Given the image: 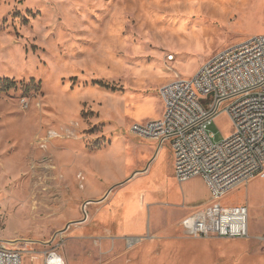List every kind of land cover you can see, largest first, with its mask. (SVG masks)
<instances>
[{"label": "rangeland", "instance_id": "rangeland-1", "mask_svg": "<svg viewBox=\"0 0 264 264\" xmlns=\"http://www.w3.org/2000/svg\"><path fill=\"white\" fill-rule=\"evenodd\" d=\"M254 34L264 0H0V237L21 264H264V178L222 198L247 204L248 237L186 236L200 177L176 180L168 141L147 165L156 142L131 132L162 84Z\"/></svg>", "mask_w": 264, "mask_h": 264}, {"label": "built area", "instance_id": "built-area-1", "mask_svg": "<svg viewBox=\"0 0 264 264\" xmlns=\"http://www.w3.org/2000/svg\"><path fill=\"white\" fill-rule=\"evenodd\" d=\"M162 114L135 122L131 132L161 146L169 142L178 182L200 177L210 202L181 220L189 237L249 236L247 204L222 198L255 176L264 178V34L251 35L211 54L193 76H178L159 88ZM225 113L232 131L214 141L209 130ZM27 245L35 242L27 240ZM42 264H65L56 249L42 253ZM0 264H21L19 250L0 237Z\"/></svg>", "mask_w": 264, "mask_h": 264}, {"label": "crops", "instance_id": "crops-1", "mask_svg": "<svg viewBox=\"0 0 264 264\" xmlns=\"http://www.w3.org/2000/svg\"><path fill=\"white\" fill-rule=\"evenodd\" d=\"M161 100V99H160ZM151 110V111H150ZM141 113H143V114H141ZM141 114V115H140ZM161 114H162V102H161V104H160V107H159V110H157V111H153L152 110V106H151V104H150V102H149V104H147V105H145V106H143V107H141V109L139 110V112H138V116H135V118H136V122H143V121H146V120H150V119H155V118H158V117H160L161 116ZM145 116H147V117H145ZM156 146H157V143L155 144L154 143V146H151L152 148H151V150L149 151L150 152V154H151V158L149 159V161H148V163H147V165H149V162H151L152 161V158L153 157H155V155H156V152H157V150H156ZM172 162H173V159H172ZM172 174H173V163H172ZM173 176H174V174H173ZM200 180H201V183H202V186H203V188H204V190H205V192H206V197H208V198H210V195H209V191H208V189H207V187H206V185H205V183L203 182V180L201 179V178H199ZM249 182V181H248ZM206 201V200H205ZM210 202V200H208V202H205V203H203V204H200V206H198L197 208H199V207H202V206H204V205H206V204H208ZM196 208V209H197ZM193 211H191V212H189L187 215H189L190 213H192ZM187 215H185V216H187ZM184 216V217H185ZM183 217V218H184ZM158 217L157 216H153L152 217V222H154V221H156V219H157ZM182 218V219H183ZM164 220L163 221H165L166 220V218H163ZM181 219V220H182ZM179 227L181 228V221H179ZM181 230H182V228H181ZM183 232V231H182ZM31 259H36V258H31Z\"/></svg>", "mask_w": 264, "mask_h": 264}, {"label": "bare ground", "instance_id": "bare-ground-1", "mask_svg": "<svg viewBox=\"0 0 264 264\" xmlns=\"http://www.w3.org/2000/svg\"><path fill=\"white\" fill-rule=\"evenodd\" d=\"M147 104H149V102H146L143 106H145V105H147ZM142 106V107H143ZM141 108V107H140ZM51 133H53L55 136H57L56 135V132H51ZM146 193V192H145ZM141 195V194H140ZM136 197V198H135ZM135 197L133 198V196H132V198L130 199H123V202H124V204L126 205V204H130L131 206H133V207H137V205H139L140 203H143V201L142 202H140V200L139 199H137V196L135 195ZM147 198V197H146ZM143 199V198H142ZM144 200H145V196H144ZM125 205H124V207H125ZM122 206V205H121ZM125 211H128V209H124ZM120 211V210H119ZM141 212V211H140ZM142 215V214H141ZM134 219V218H133ZM41 255H42V253H41ZM31 258H36V256H33V257H31Z\"/></svg>", "mask_w": 264, "mask_h": 264}]
</instances>
